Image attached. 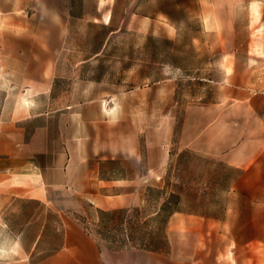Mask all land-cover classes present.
<instances>
[{"label": "rangeland", "instance_id": "1", "mask_svg": "<svg viewBox=\"0 0 264 264\" xmlns=\"http://www.w3.org/2000/svg\"><path fill=\"white\" fill-rule=\"evenodd\" d=\"M47 138L136 150L100 169L144 182L90 227L107 247L165 251L177 210L209 226L202 257L264 264V0H0V176ZM38 210L0 193V264Z\"/></svg>", "mask_w": 264, "mask_h": 264}, {"label": "crops", "instance_id": "2", "mask_svg": "<svg viewBox=\"0 0 264 264\" xmlns=\"http://www.w3.org/2000/svg\"><path fill=\"white\" fill-rule=\"evenodd\" d=\"M74 147L50 148L47 138L45 148H40L32 160L18 166L10 164V168L21 171L0 176V193L39 205V210L30 214L31 221L15 231V244L7 253L19 259L7 264H230L218 258L222 247L214 256L203 253L202 257L198 252L209 248L208 239L203 237L209 226L195 214L170 216L165 251L112 250L104 245L90 227L98 221L100 212L135 206L141 199L144 182L127 177L102 178L100 169L119 160L121 168L129 169L136 150L97 151L86 139H75ZM98 155L100 162L94 160ZM13 161L12 154L5 159ZM40 219V228L31 237ZM194 235L196 240L191 239ZM182 238L188 239L180 241ZM39 250L46 254L41 259L37 258Z\"/></svg>", "mask_w": 264, "mask_h": 264}, {"label": "trees", "instance_id": "3", "mask_svg": "<svg viewBox=\"0 0 264 264\" xmlns=\"http://www.w3.org/2000/svg\"><path fill=\"white\" fill-rule=\"evenodd\" d=\"M173 199H175V198L174 197H170L168 199V201L163 204L162 209L158 210L157 213H159L162 210H166L171 205V202L173 201ZM115 212H125V210L110 211V212H100L99 213V221H100V223H103L108 216H111ZM177 212H178L177 210H174V211H172L170 213L169 216H171L172 214L177 213ZM187 214H194V213H187ZM109 248L112 249V250H118V249H114V248H111V247H109ZM161 248L162 247L159 244H156V245H154L152 247H147V248H143V249L147 250V251H161Z\"/></svg>", "mask_w": 264, "mask_h": 264}]
</instances>
